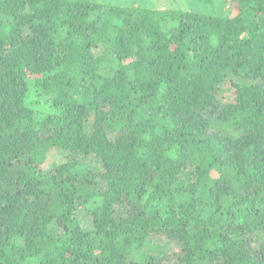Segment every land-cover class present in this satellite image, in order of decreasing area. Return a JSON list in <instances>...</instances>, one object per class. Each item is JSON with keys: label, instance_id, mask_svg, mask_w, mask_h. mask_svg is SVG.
<instances>
[{"label": "trees", "instance_id": "16d2710c", "mask_svg": "<svg viewBox=\"0 0 264 264\" xmlns=\"http://www.w3.org/2000/svg\"><path fill=\"white\" fill-rule=\"evenodd\" d=\"M217 2L0 0V264H264V0Z\"/></svg>", "mask_w": 264, "mask_h": 264}, {"label": "rangeland", "instance_id": "374dc122", "mask_svg": "<svg viewBox=\"0 0 264 264\" xmlns=\"http://www.w3.org/2000/svg\"><path fill=\"white\" fill-rule=\"evenodd\" d=\"M99 3L103 4H112V5H120V6H147V7H153L155 6L156 9H159L160 11H167V10H185V11H198L202 8L201 2L203 0H94ZM218 0H206V2H209L208 9L212 11L213 13H220L223 14L226 13L230 9V16L234 15V12L230 5L228 4H221L220 2H217ZM221 7H224L223 11ZM227 85L225 86L224 92H223V98H229L231 99L233 92L226 90ZM66 154L60 153L57 151H51L48 154L46 168H49L50 166L57 165L63 161H66ZM85 216V215H83ZM81 221H83L81 219ZM82 223H85L84 221ZM55 225H52L51 229H55ZM157 243L159 241H156ZM163 249L165 248L164 245L162 246Z\"/></svg>", "mask_w": 264, "mask_h": 264}]
</instances>
